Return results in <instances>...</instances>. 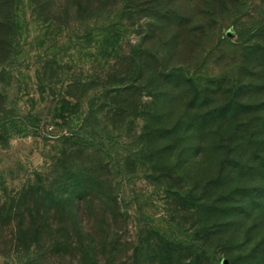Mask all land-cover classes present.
<instances>
[{
  "label": "rangeland",
  "instance_id": "obj_1",
  "mask_svg": "<svg viewBox=\"0 0 264 264\" xmlns=\"http://www.w3.org/2000/svg\"><path fill=\"white\" fill-rule=\"evenodd\" d=\"M15 8L0 27V225L41 187L70 204L58 218L73 237L84 223L95 234L65 193L79 175L115 212L98 258L50 256L46 228L25 249L1 225L0 264H140L135 248L162 238L198 264H264V0ZM140 60L155 70L135 79Z\"/></svg>",
  "mask_w": 264,
  "mask_h": 264
},
{
  "label": "trees",
  "instance_id": "obj_2",
  "mask_svg": "<svg viewBox=\"0 0 264 264\" xmlns=\"http://www.w3.org/2000/svg\"><path fill=\"white\" fill-rule=\"evenodd\" d=\"M16 0H0V27L5 26V19L10 15L3 11H16L15 8ZM4 13V14H3ZM257 63L264 65V51L262 50L261 56L255 57L254 64ZM140 69L139 75L135 79H142L145 73L148 71L154 73L155 69H146L144 61L140 60L138 63ZM258 84V83H257ZM252 86V85H251ZM98 178H90L88 176H77L73 179L74 186L70 187L69 191H66L67 200H76L79 202V209H77L81 216L85 219H96L98 224V230L96 233L87 234L89 230H94L97 225L92 224L91 228L85 227L82 231H76V236L73 237V233L65 227V222L59 219V213H65L66 209L70 204H62V199L54 197V193L47 194V190L41 187L31 189L29 193L21 194L20 197L13 201V205L9 211L7 221L1 222V227L14 222V228H12V234L16 235V245L22 246L27 249L31 245L35 244L39 246L41 240L39 239L37 232L41 229H54V232H58V235L48 242L47 250L50 251V256L55 255H66L71 250L72 252L86 253L89 251L95 253L96 257L100 254H107L110 250L109 239H111V231L108 230L109 221L112 219L115 212L114 209L109 208L107 205V197L100 190V185L98 184ZM27 193V194H26ZM50 197V198H49ZM112 201L117 199L110 198ZM109 200V202H112ZM117 203V202H116ZM52 204V206H51ZM86 206V207H84ZM93 207L95 209L93 210ZM55 209V210H54ZM42 212L49 215L55 213L57 217L53 222H50L46 218L43 221L44 227L41 223L37 225V218ZM44 216V215H43ZM12 220V221H11ZM11 225V224H10ZM105 230L103 233L102 230ZM62 234V235H60ZM79 235V236H78ZM86 236L89 240L86 239ZM157 244H152V240L143 242L141 247L137 246L139 255H147V258L140 261V264H198L199 259L196 257V251L192 252L190 255L183 257L181 254L184 252V247H176L173 242L169 241L167 238H162L154 241ZM158 242L159 245H158ZM148 247V248H147ZM71 252V253H72ZM152 256V257H151ZM195 256L194 260H190ZM152 258V260H151ZM156 259V260H155ZM188 260H190L188 262ZM184 262V263H183ZM27 264H48L46 260L40 262L38 258H30Z\"/></svg>",
  "mask_w": 264,
  "mask_h": 264
}]
</instances>
